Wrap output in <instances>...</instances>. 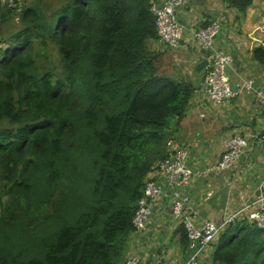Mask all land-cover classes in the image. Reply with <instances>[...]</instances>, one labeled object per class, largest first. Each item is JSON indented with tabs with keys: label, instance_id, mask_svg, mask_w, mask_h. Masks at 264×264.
<instances>
[{
	"label": "trees",
	"instance_id": "obj_1",
	"mask_svg": "<svg viewBox=\"0 0 264 264\" xmlns=\"http://www.w3.org/2000/svg\"><path fill=\"white\" fill-rule=\"evenodd\" d=\"M41 1L0 33V264H125L148 173L194 81L157 73L153 0ZM222 1L238 15L252 3ZM13 13L0 0V26ZM175 234L184 254V226ZM211 256L264 264V228L234 221Z\"/></svg>",
	"mask_w": 264,
	"mask_h": 264
},
{
	"label": "crops",
	"instance_id": "obj_2",
	"mask_svg": "<svg viewBox=\"0 0 264 264\" xmlns=\"http://www.w3.org/2000/svg\"><path fill=\"white\" fill-rule=\"evenodd\" d=\"M154 1L162 3L164 0ZM178 17L185 23L181 46L172 49L156 41L153 47L159 53V75L192 80L196 88L174 143L188 150V165L197 170L216 164L224 150V141L231 136L249 138L248 149L234 168L226 172L214 171L206 178L196 179L187 188L191 217L197 223L221 221L225 216L241 211L239 219H247L252 209L251 201L264 194V144L251 139L264 132V63L259 60V52L256 51L264 48V0H252L242 15L228 8L222 0H186ZM217 19H221L222 29L215 39L213 50L231 53L235 58L227 74L235 95L219 106H212L197 93L203 79L196 74L195 67L210 52L196 46L194 33ZM246 79H252L255 87L262 89L261 100L240 90ZM168 201L167 195L159 197L146 229L131 237L129 253H138L145 264L152 263L157 256H162L161 264H182L189 256L187 250L183 254L179 247L178 235L175 234L178 227L169 211ZM156 244L160 246L154 255L149 250ZM213 244L205 250L201 261L213 264ZM167 252L173 257L169 254L166 257Z\"/></svg>",
	"mask_w": 264,
	"mask_h": 264
},
{
	"label": "built area",
	"instance_id": "obj_3",
	"mask_svg": "<svg viewBox=\"0 0 264 264\" xmlns=\"http://www.w3.org/2000/svg\"><path fill=\"white\" fill-rule=\"evenodd\" d=\"M185 4L186 0H164L162 3L153 2L151 5L158 42L172 49L179 48L184 38L185 29L178 22V12ZM221 29V19H217L194 33L196 46L202 51L210 52L206 57L208 64L205 67L203 82L197 93L212 106H219L235 95L226 74L227 68L235 63V58L231 53L213 50ZM240 90L254 95L259 100L263 97L262 89L255 87L252 79L244 80ZM248 139L240 135L231 136L224 141L220 160L216 164L197 170L188 165V150L174 141H168L166 157L155 162L148 173L143 195L138 200L137 210L132 218L131 237L146 229L154 214L155 201L167 195L169 211L176 226L183 225L188 236L189 256L182 264H210L201 261L205 250L230 224L240 220L241 211L227 215L221 221L204 220L197 223L191 217L192 207L186 190L196 179L206 178L214 171L226 172L234 168L240 156L248 149ZM251 139L264 144V132L252 136ZM250 205L252 209L246 220L264 228V194L257 195ZM162 259V256H157L150 264H161ZM145 263L142 256L134 252H130L125 260V264Z\"/></svg>",
	"mask_w": 264,
	"mask_h": 264
},
{
	"label": "rangeland",
	"instance_id": "obj_4",
	"mask_svg": "<svg viewBox=\"0 0 264 264\" xmlns=\"http://www.w3.org/2000/svg\"><path fill=\"white\" fill-rule=\"evenodd\" d=\"M36 0H1V8L5 9L6 8H9L11 9L14 13V16L11 15V18L8 22V24L2 26H0V33H4V31H8L10 32L11 31V28H16L18 27V13H16V11H19L20 8L26 6V5H30L32 4L33 2H35ZM57 0H42L41 1V4L43 6H45L46 4H49L51 6H54L56 4ZM7 32V33H8ZM49 55L51 56V59L55 60V61H58V56L56 54V50L54 47H51L50 50H49ZM155 67L157 69V61L155 62ZM158 73V72H157ZM159 74V73H158ZM178 223V222H177ZM164 231V230H163ZM162 231V232H163ZM167 232V230H165ZM171 236V235H169ZM158 246H160V244H156L154 245V247L149 250L150 253H153L154 255H156L158 253ZM173 246V245H172ZM172 246H170V249L172 248ZM136 252V251H135ZM172 252V251H170ZM170 253L167 252V255H165L166 257L169 256ZM170 257H173V254L170 255ZM167 260V259H166ZM169 260V259H168ZM170 261V260H169ZM168 261V262H169Z\"/></svg>",
	"mask_w": 264,
	"mask_h": 264
},
{
	"label": "water",
	"instance_id": "obj_5",
	"mask_svg": "<svg viewBox=\"0 0 264 264\" xmlns=\"http://www.w3.org/2000/svg\"><path fill=\"white\" fill-rule=\"evenodd\" d=\"M178 22L183 26L185 27V23L182 21V20H178ZM208 64V60L207 58L203 59L201 62H199L197 64V66L195 67V72L197 75H200L202 76L204 73H205V67L206 65ZM228 70L229 68H227L226 70V74H228Z\"/></svg>",
	"mask_w": 264,
	"mask_h": 264
}]
</instances>
